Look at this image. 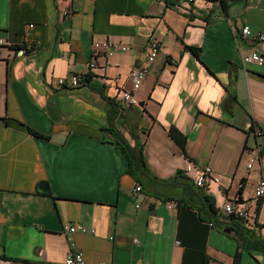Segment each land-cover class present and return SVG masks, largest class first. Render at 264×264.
<instances>
[{
    "label": "crops",
    "instance_id": "obj_1",
    "mask_svg": "<svg viewBox=\"0 0 264 264\" xmlns=\"http://www.w3.org/2000/svg\"><path fill=\"white\" fill-rule=\"evenodd\" d=\"M258 32L264 0H0V38L12 42L0 46V264H65L71 251L86 264H264V197L256 226L222 209L258 206L264 171L247 162L264 152V64L243 61L264 55ZM152 37L160 51L133 90ZM107 38L130 49L90 68ZM26 40L35 49L22 55ZM75 73L87 82L58 85ZM126 89L139 104L121 100ZM118 134L143 145L146 173L128 172ZM190 161L211 166L204 187ZM65 222L95 231L69 237Z\"/></svg>",
    "mask_w": 264,
    "mask_h": 264
},
{
    "label": "built area",
    "instance_id": "obj_2",
    "mask_svg": "<svg viewBox=\"0 0 264 264\" xmlns=\"http://www.w3.org/2000/svg\"><path fill=\"white\" fill-rule=\"evenodd\" d=\"M189 2L193 3L195 0H188ZM71 10L66 9L64 11L65 15H70ZM34 24L29 23L28 26L31 28ZM252 34V30L249 24H244L242 27V35L243 37H248ZM257 38L260 40H264V34L258 32L256 34ZM12 42L6 38H0V46H11ZM161 42L158 38L152 37L150 38L147 46V64L135 69L132 72V87L133 90L139 89L143 81L148 73L149 66L153 63L158 56L160 51ZM35 49V43L31 40H26L20 48V53L22 55H26L28 52L33 51ZM130 47L126 43H123L120 40H116L113 38H107L102 41L95 40L93 42V50H92V59L89 61L88 65L90 68H93L97 64V57L103 56L106 59L112 56L115 52L118 51H127ZM243 61L245 63H256L259 65L264 64V55H261L258 52H250L243 56ZM58 85H70L71 87H78L82 84L87 82V78L85 74L82 73H75L69 79V84L67 83V79L65 77L58 78ZM133 90H122L121 91V100L128 105H137L140 103L137 96L133 93ZM263 131L258 128L256 129V135L261 136L263 135ZM255 164H259L261 171H264V152L256 146L250 149V158L247 162V168L252 169ZM196 171V175L194 181L197 186L204 187L206 185L207 180L210 178L212 168L209 165L196 169V166L193 162H188L186 165V172L192 173ZM142 189L141 185H136L135 190L140 191ZM254 194L256 197L257 202L264 197V175L261 176L255 187H254ZM223 212L237 219L242 221L247 226H256L254 223L255 211L251 210L248 206L238 202V201H230L224 204ZM62 231L65 235L69 237L76 232L82 233H93L95 230L93 228H88L79 223H70L65 222L62 225ZM135 242L138 240L135 238ZM65 264H86L85 257L82 251H71L65 258ZM98 264H108L106 261H101ZM219 264V263H216Z\"/></svg>",
    "mask_w": 264,
    "mask_h": 264
},
{
    "label": "trees",
    "instance_id": "obj_3",
    "mask_svg": "<svg viewBox=\"0 0 264 264\" xmlns=\"http://www.w3.org/2000/svg\"><path fill=\"white\" fill-rule=\"evenodd\" d=\"M185 48L192 51L196 55H198L200 52V48L196 46L185 45ZM30 131H32L34 134H38L37 131H33L32 129H30ZM169 134L174 139V141H176L182 148H184L186 143V136L178 128H176L175 126H171L169 128ZM117 142L128 158V172L134 175L136 178L139 177L142 173H146L148 169L144 160L143 145L131 146L127 142V140L120 134H118L117 136ZM262 200L260 199L258 201V206L255 212L259 211ZM243 226L247 227L246 224H244ZM256 243L264 249V239L259 238L257 239Z\"/></svg>",
    "mask_w": 264,
    "mask_h": 264
},
{
    "label": "water",
    "instance_id": "obj_4",
    "mask_svg": "<svg viewBox=\"0 0 264 264\" xmlns=\"http://www.w3.org/2000/svg\"><path fill=\"white\" fill-rule=\"evenodd\" d=\"M39 189H40L41 191H46V187H42V186H40Z\"/></svg>",
    "mask_w": 264,
    "mask_h": 264
}]
</instances>
